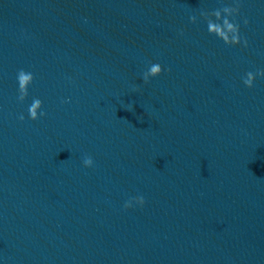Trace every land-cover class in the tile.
<instances>
[{
	"label": "water",
	"instance_id": "obj_1",
	"mask_svg": "<svg viewBox=\"0 0 264 264\" xmlns=\"http://www.w3.org/2000/svg\"><path fill=\"white\" fill-rule=\"evenodd\" d=\"M260 71L264 0H0V264H264Z\"/></svg>",
	"mask_w": 264,
	"mask_h": 264
},
{
	"label": "clouds",
	"instance_id": "obj_2",
	"mask_svg": "<svg viewBox=\"0 0 264 264\" xmlns=\"http://www.w3.org/2000/svg\"><path fill=\"white\" fill-rule=\"evenodd\" d=\"M235 15H239L238 7H225L223 9V14L221 11H215L211 13V16H204L209 33L213 36L218 37L222 40L226 45L239 47L241 45V35H240V27L238 23H234ZM214 17L215 19H212ZM192 23H196L195 17H192ZM247 22V21H246ZM244 47L248 46V42L246 39L243 40ZM164 69L159 63H153L150 65L149 70L144 73L143 80L144 83L147 84L150 82L151 78L160 77L163 74ZM170 71V70H169ZM258 75L261 78H264V71H260ZM34 76L31 72H27L21 69L17 73V82H18V90H19V100L20 102H24L29 95V88L34 83ZM243 83L249 89H252L256 83V75L251 72L246 73V79H244ZM42 102L39 98L33 99L31 105L29 106V116L32 121H38L41 115H46V113L42 112ZM20 119L23 121L24 117L21 115ZM84 166L87 168L94 167V160L91 156H87L84 159ZM146 201L143 196H138L134 198V201H129L125 204L126 208H132L134 204H138L143 207Z\"/></svg>",
	"mask_w": 264,
	"mask_h": 264
}]
</instances>
